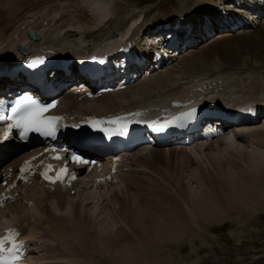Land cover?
Listing matches in <instances>:
<instances>
[{
	"label": "bare ground",
	"instance_id": "bare-ground-1",
	"mask_svg": "<svg viewBox=\"0 0 264 264\" xmlns=\"http://www.w3.org/2000/svg\"><path fill=\"white\" fill-rule=\"evenodd\" d=\"M162 1L140 6L136 2L128 4L118 0H0V62L6 56L23 59L47 49L81 57L96 51L117 54L126 48L149 55L147 46L155 42L146 43L145 32L162 26H170L169 31H172L174 26L180 25L175 31L178 33L183 27L192 26L191 36L196 40L200 38V30H205V20L209 19L212 21L208 25L215 34L202 40L197 48L183 53L172 66L150 78L144 77L126 90L93 99H80L82 91L72 94L71 91L78 89L73 86L65 96L69 97L61 103V111L67 114L69 122H78L87 115L129 108L153 112L175 97L186 102L196 97L204 99L207 95L205 102L230 107L264 106V49L261 45L258 48L259 40L264 39V19L259 20L260 26L255 29L231 32L219 25H224L229 18L224 17V12L232 15L238 11L231 10L234 0H179L178 8L171 14L158 12ZM32 30L38 39L29 36ZM164 30L162 27L157 33ZM240 36H252L256 41L254 49L262 56H254L248 53L249 47L236 43ZM20 48L26 50L27 55L21 54ZM243 50L247 53L242 56ZM123 57L124 54L117 58L121 61ZM254 71L257 74L252 75ZM9 83L13 81L6 75L0 76V90ZM239 124L244 126V123ZM236 138L233 142L219 139L194 148H170L194 152L186 171L188 185L185 182L184 185L183 176L179 174L175 176L177 181L172 184V191L155 178L146 179L148 182L141 186L130 184V180L128 186L134 192L144 185L151 191L157 190L156 196L161 192L173 202L177 200L179 213L187 208L191 215L201 213L207 218L209 211H217L214 214L217 218L210 220L213 223L220 218L223 206L219 207L220 203L215 201L212 181L206 179L208 169L200 173L196 166L195 158L206 157L208 162L204 166L209 165L213 174L222 179L228 189L225 194L234 192L241 196L244 193L243 197H247L251 206L255 201H264V120L254 125L245 137ZM227 154L229 158L238 155L244 163H241L242 168L234 161L224 162ZM129 155L124 157L125 161ZM25 157L26 154L19 155L12 164L20 163ZM124 166L121 171L125 170ZM123 172L115 177L131 176ZM128 178L113 184L109 191L96 190L95 184L88 185L93 179L89 175L82 176L66 191L59 187L52 191L38 182L24 185L15 191L12 204L0 210V226L13 224L23 232L22 238L29 243L27 264H152L150 256H156L152 258L153 264H157L156 260L161 264L162 252L157 254L160 243L174 238L182 228L176 221L179 219L174 217L178 212L164 211L157 216L150 203L143 207L131 203L133 199L131 202L120 200L114 190L122 185L126 187ZM73 189L75 194L71 193Z\"/></svg>",
	"mask_w": 264,
	"mask_h": 264
},
{
	"label": "rangeland",
	"instance_id": "rangeland-1",
	"mask_svg": "<svg viewBox=\"0 0 264 264\" xmlns=\"http://www.w3.org/2000/svg\"><path fill=\"white\" fill-rule=\"evenodd\" d=\"M118 1L127 2L128 4L136 2L140 6H145L147 4H156L160 0ZM160 4L162 9L158 11L159 13L168 11L167 13L171 14L175 11L174 9L178 8L179 0H163ZM255 42L256 41L252 36H240V39L236 41V43L244 48L249 47L250 50L248 53L253 54L254 56H262L260 51L257 52V50L254 49ZM9 43L7 45H9ZM260 45L264 49V39L259 40L258 48ZM246 53L247 51L243 50L242 56ZM254 74L257 73L254 71L252 72V75ZM188 151L156 149L149 155L143 158H138L139 161L132 163V165L141 169V172L131 173L133 179L130 175H127L126 178L124 177L125 175H121V179H127L129 176L131 178H128L126 187H122L124 186L122 185L121 188L116 189V191L114 190V194H116L120 200H126L127 202H131L133 199V202L131 203L135 202L139 206L143 205V207H145L148 203H150V208H152L151 210L155 211V213L157 212V216H160L164 211L178 212L176 206V203H178L177 200L173 202L169 198H166L167 196L161 192H159V194H157L158 196H156L154 193H157V190L151 191L146 189V186L144 185L143 188H138L133 192L130 190L128 185L132 181L130 184H138L141 186L144 182L147 183L150 181L149 179L155 178L156 180L163 181V186L168 187L169 190L172 191V184L174 181H177L175 176H180L181 174V177L183 176L181 178L183 183L185 182L188 185L186 182L188 178V175L186 176V171L187 167L190 165L189 161L191 162L194 158V152L192 154V152L190 153ZM214 152L216 155H219L218 151ZM225 157L226 159L224 162L227 163L231 160V162L234 161L235 164L240 165L239 168H242L244 163L237 158L238 155H236V157H234V155L231 156V159L228 157V154L224 155V158ZM205 158L206 157H199L198 159L195 158V163L200 173H202L203 170L205 171L208 169L207 172H205V175L207 176L206 179L212 181L208 182H211L210 186L213 188L215 201L220 203L219 207L223 206V211L220 214L221 216L219 215L220 218L212 223L210 220L217 218L216 216L214 217V214L217 211H209L206 215L207 218H205L201 213L196 216L191 215L187 208H184L181 213L178 212V216L174 217L179 219L176 221L182 225V228L177 230L179 234L174 235V238H167L164 242L160 243V249L157 254L162 252L160 254L161 264H264V201H255L251 206L249 204V200H246L247 197H243L244 193L241 194V196H237L234 192L225 194V191H228V189L224 185L222 179H220L217 174H213L209 165L204 166V163L208 162L205 161ZM218 174L220 176V173ZM243 175H245V173ZM243 175L241 174V177L240 175L239 177L242 179ZM137 178L141 179L138 181ZM261 179L263 178L261 177ZM185 183L184 185H186ZM174 191L178 194L175 188ZM245 193L247 194V192ZM248 195L250 197L251 193L248 192ZM156 198L159 199L157 200ZM155 199L157 201H155ZM153 204L158 205L151 207ZM166 233L168 232L166 231ZM166 241H168V243ZM150 257H154V259H156V256ZM152 258L150 261L153 264ZM156 261L157 264H160L158 260Z\"/></svg>",
	"mask_w": 264,
	"mask_h": 264
},
{
	"label": "snow or ice",
	"instance_id": "snow-or-ice-1",
	"mask_svg": "<svg viewBox=\"0 0 264 264\" xmlns=\"http://www.w3.org/2000/svg\"><path fill=\"white\" fill-rule=\"evenodd\" d=\"M32 98L30 96H23L16 107L12 108V113L18 116L19 118L16 120L17 126H23L26 128H35L36 131H39L41 127L47 126L50 130L48 131V135H52L51 126L52 122L44 119V113L49 111V108H54L55 104H51L49 106H41L29 104ZM63 171H67L64 169ZM51 179V177H47Z\"/></svg>",
	"mask_w": 264,
	"mask_h": 264
}]
</instances>
